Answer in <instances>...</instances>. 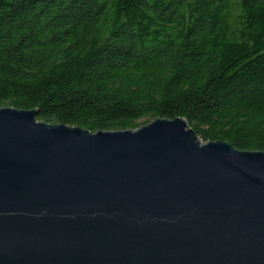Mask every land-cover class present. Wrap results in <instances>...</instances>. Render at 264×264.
<instances>
[{
	"label": "water",
	"instance_id": "water-1",
	"mask_svg": "<svg viewBox=\"0 0 264 264\" xmlns=\"http://www.w3.org/2000/svg\"><path fill=\"white\" fill-rule=\"evenodd\" d=\"M36 113L0 107V264H264V150Z\"/></svg>",
	"mask_w": 264,
	"mask_h": 264
},
{
	"label": "trees",
	"instance_id": "trees-1",
	"mask_svg": "<svg viewBox=\"0 0 264 264\" xmlns=\"http://www.w3.org/2000/svg\"><path fill=\"white\" fill-rule=\"evenodd\" d=\"M90 131L184 117L264 150V0H0V107Z\"/></svg>",
	"mask_w": 264,
	"mask_h": 264
}]
</instances>
